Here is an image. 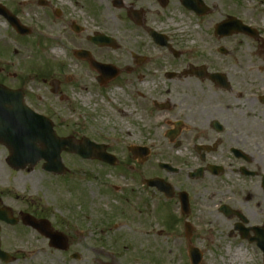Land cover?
<instances>
[{
	"label": "flooded vegetation",
	"instance_id": "af4514ba",
	"mask_svg": "<svg viewBox=\"0 0 264 264\" xmlns=\"http://www.w3.org/2000/svg\"><path fill=\"white\" fill-rule=\"evenodd\" d=\"M0 6L27 27L11 6ZM261 6L264 1L38 0L46 27L30 29L28 36L0 15L10 29L0 32V62H27L18 45L25 47L36 34L51 43L57 62H83L95 73L97 95L84 103L83 137L106 146L113 163L85 162L98 169L88 170V179L122 207L110 221L133 222L129 213L145 223L157 209L176 228L202 215L220 254H253L264 264V62L246 54L252 40L264 54ZM92 63L116 73L104 78ZM36 80L1 64L0 85L47 114L40 110L43 98L27 90ZM40 80L53 98L67 99L60 80ZM53 80L58 95L51 92ZM111 85L120 91L115 100L107 97ZM111 105L113 114L102 109ZM111 129L117 134H107ZM117 145L129 153L125 160L113 152ZM108 174L117 180L108 181ZM7 195L0 190V209L9 208ZM11 212L42 218L37 208ZM10 228L37 234L20 221Z\"/></svg>",
	"mask_w": 264,
	"mask_h": 264
},
{
	"label": "rangeland",
	"instance_id": "374dc122",
	"mask_svg": "<svg viewBox=\"0 0 264 264\" xmlns=\"http://www.w3.org/2000/svg\"><path fill=\"white\" fill-rule=\"evenodd\" d=\"M49 1L61 4L65 0ZM257 1L264 0H253ZM0 3L16 10L22 21L33 27L32 30H37L38 26L46 27L45 23H40L37 14L38 0H0ZM258 13L264 14L263 6ZM261 27L264 29V15ZM9 31L0 21V32ZM47 31L50 32V29L46 28ZM34 37L31 43L24 44L26 48L18 45L17 49L11 45L18 50L20 58L27 62H0V67L1 64L7 65L10 73H20L29 79L48 73L41 78L60 80L67 96L64 101L53 98L40 79L31 81L27 90L31 95L43 98L40 110L50 115L57 136L79 138L84 133V103L93 101L97 95L91 79L95 73L89 72L83 62H64L65 59L57 62L54 60L51 43H41L36 34ZM250 42L246 51L248 57L255 62H264V55L257 53L258 46L253 40ZM31 60L33 62H29ZM67 77L71 79L70 82H66ZM113 86L106 91L107 97L115 100L120 91L114 92ZM103 102L108 105V100ZM112 105L103 106L102 109L113 114ZM107 134H117V129H111ZM112 149L122 160L129 155L123 146L117 145ZM7 156V150L0 146V190L8 193L5 204L13 212L37 208L53 228L69 238V248L66 252L55 251L47 246L44 238L35 233L22 234L17 229L4 227L0 235L4 250L13 255L9 263L0 264H190L187 256L189 246L201 252L200 264H260L253 254L246 253L242 259L231 254H220L214 242L210 220L202 215L194 222L189 241L185 237V224H191V219L169 230L162 216H158L157 209L150 211L145 223L136 221L134 215L127 213L128 219L133 222H117L114 226L110 218L115 217L114 214L118 215L122 207L117 201L112 202L109 196L102 195L99 185L88 179V170H91V174L98 170L94 169L95 164H88L76 156L63 153L62 162L68 173L64 178H56L42 171V162L32 169L11 170L5 161ZM107 180L114 182L117 179L108 174ZM72 254H78L79 259H72ZM34 256L39 261L32 260Z\"/></svg>",
	"mask_w": 264,
	"mask_h": 264
},
{
	"label": "water",
	"instance_id": "95a60500",
	"mask_svg": "<svg viewBox=\"0 0 264 264\" xmlns=\"http://www.w3.org/2000/svg\"><path fill=\"white\" fill-rule=\"evenodd\" d=\"M92 66L96 67L94 63H92ZM99 68L103 76L108 77L112 74L109 67L99 66ZM0 91L2 92L1 88ZM4 94L6 100L9 97L13 99L16 96V93L11 92H5ZM7 106L8 104L4 103V108H0V143L10 151L7 162L11 168L24 169L28 165L33 167L38 161L44 160L43 169L45 171L61 175L65 172L60 160L61 151L76 153L82 158L87 157V154L96 155L94 146L84 147L86 146L83 143L84 141L76 146L69 139H57L52 131V125L46 119L34 115L23 107L17 110L6 109ZM0 217V220H6L7 222L10 220L8 214L4 211H0ZM23 221L25 225L40 230L44 236L51 240L53 247L65 249V246L61 243L63 238L58 234L49 233L45 226L47 225L46 222H35L27 215L23 217ZM0 259L5 262L9 261L2 252H0ZM190 259L192 264H199L201 255L193 249L190 251Z\"/></svg>",
	"mask_w": 264,
	"mask_h": 264
},
{
	"label": "bare ground",
	"instance_id": "6f19581e",
	"mask_svg": "<svg viewBox=\"0 0 264 264\" xmlns=\"http://www.w3.org/2000/svg\"><path fill=\"white\" fill-rule=\"evenodd\" d=\"M38 257H39V255H38ZM38 257H33V258H31L32 260H34V261H39V259H38ZM241 257H243V256H240V257H238L239 259H242Z\"/></svg>",
	"mask_w": 264,
	"mask_h": 264
}]
</instances>
